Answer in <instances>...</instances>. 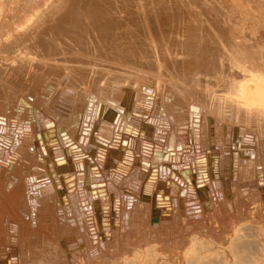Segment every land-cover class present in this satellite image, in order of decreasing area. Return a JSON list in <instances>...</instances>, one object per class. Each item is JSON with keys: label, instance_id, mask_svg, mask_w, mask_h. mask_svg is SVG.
I'll return each mask as SVG.
<instances>
[{"label": "bare ground", "instance_id": "6f19581e", "mask_svg": "<svg viewBox=\"0 0 264 264\" xmlns=\"http://www.w3.org/2000/svg\"><path fill=\"white\" fill-rule=\"evenodd\" d=\"M0 264H264V0H0Z\"/></svg>", "mask_w": 264, "mask_h": 264}, {"label": "rangeland", "instance_id": "374dc122", "mask_svg": "<svg viewBox=\"0 0 264 264\" xmlns=\"http://www.w3.org/2000/svg\"><path fill=\"white\" fill-rule=\"evenodd\" d=\"M249 240L256 245L257 241H258V238H256L255 236H251V237H249Z\"/></svg>", "mask_w": 264, "mask_h": 264}, {"label": "water", "instance_id": "95a60500", "mask_svg": "<svg viewBox=\"0 0 264 264\" xmlns=\"http://www.w3.org/2000/svg\"><path fill=\"white\" fill-rule=\"evenodd\" d=\"M186 164V163H185Z\"/></svg>", "mask_w": 264, "mask_h": 264}]
</instances>
